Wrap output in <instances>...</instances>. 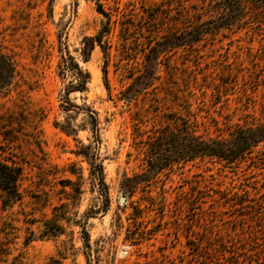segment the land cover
<instances>
[{
    "label": "rangeland",
    "instance_id": "374dc122",
    "mask_svg": "<svg viewBox=\"0 0 264 264\" xmlns=\"http://www.w3.org/2000/svg\"><path fill=\"white\" fill-rule=\"evenodd\" d=\"M228 9L244 15L148 66ZM0 54V163L22 169L19 199L0 190V264H264V143L232 163L147 154L185 120L204 139L264 125V0H0ZM67 55L88 79L66 95Z\"/></svg>",
    "mask_w": 264,
    "mask_h": 264
},
{
    "label": "trees",
    "instance_id": "16d2710c",
    "mask_svg": "<svg viewBox=\"0 0 264 264\" xmlns=\"http://www.w3.org/2000/svg\"><path fill=\"white\" fill-rule=\"evenodd\" d=\"M224 1L234 2L236 0ZM97 11L104 14L100 3H97ZM243 15L244 12H242V10L234 9V11H231L228 9L219 13L216 17L203 22L201 21L189 30L187 29L179 33L167 34L161 37V40L155 41L148 51L146 56L148 66H152V61L156 60L160 53L182 44L193 43L206 33H212L221 28H227L241 20ZM93 40L94 39H90V48H92ZM0 56L1 61H3L5 65V69L4 66L3 69L6 71L7 78H9L11 77L10 74L13 73L12 62L7 56L2 54H0ZM63 65L64 70L73 74L77 81L76 83H69L65 88V94L67 95L71 91L84 90L88 79L87 73L82 72L69 55L64 57ZM141 76H143V74ZM143 78H146L147 81L141 82L145 85H149L152 79L150 74H147L146 72ZM135 81L136 80L133 82ZM137 83L138 82H135L134 84ZM65 98L67 99V97ZM65 108L66 107H64L63 110H66ZM85 108L93 126L91 129L92 131L94 130V133L97 136L98 121L96 119V113L88 107ZM176 125L177 123L174 124V126ZM259 143H264V125H235V128L229 134V138L209 137L204 139L201 135L195 134L192 124L188 120H185L181 128L173 127V129L163 128L160 130L154 137L152 143H150L147 154L148 160L156 167L162 166L164 161H186L196 157H210L224 161L225 163H232L234 160L243 157L246 153H250ZM171 147H173L172 150L170 149ZM82 154L85 156L88 153ZM173 155L175 157H173ZM93 156L94 155H90L91 159L88 161L91 174L97 178L99 186H104L102 166L100 163H96L95 156ZM21 171L22 169L19 166L0 163V190L5 193L6 199L9 202L19 199L18 181L21 177Z\"/></svg>",
    "mask_w": 264,
    "mask_h": 264
},
{
    "label": "water",
    "instance_id": "95a60500",
    "mask_svg": "<svg viewBox=\"0 0 264 264\" xmlns=\"http://www.w3.org/2000/svg\"><path fill=\"white\" fill-rule=\"evenodd\" d=\"M121 200L124 201V198L122 197Z\"/></svg>",
    "mask_w": 264,
    "mask_h": 264
}]
</instances>
